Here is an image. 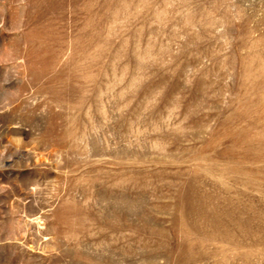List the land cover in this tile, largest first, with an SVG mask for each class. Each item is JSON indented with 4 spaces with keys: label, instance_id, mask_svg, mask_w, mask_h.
Wrapping results in <instances>:
<instances>
[{
    "label": "rangeland",
    "instance_id": "obj_1",
    "mask_svg": "<svg viewBox=\"0 0 264 264\" xmlns=\"http://www.w3.org/2000/svg\"><path fill=\"white\" fill-rule=\"evenodd\" d=\"M0 264H264V0H0Z\"/></svg>",
    "mask_w": 264,
    "mask_h": 264
}]
</instances>
